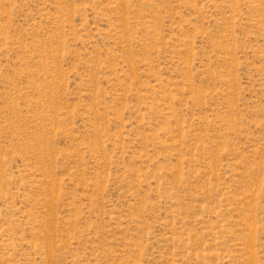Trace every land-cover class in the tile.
Returning <instances> with one entry per match:
<instances>
[{
  "label": "rangeland",
  "instance_id": "374dc122",
  "mask_svg": "<svg viewBox=\"0 0 264 264\" xmlns=\"http://www.w3.org/2000/svg\"><path fill=\"white\" fill-rule=\"evenodd\" d=\"M0 264H264V0H0Z\"/></svg>",
  "mask_w": 264,
  "mask_h": 264
}]
</instances>
